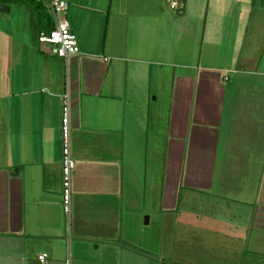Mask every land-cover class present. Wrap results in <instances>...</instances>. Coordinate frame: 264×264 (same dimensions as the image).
Segmentation results:
<instances>
[{
  "label": "crops",
  "instance_id": "crops-1",
  "mask_svg": "<svg viewBox=\"0 0 264 264\" xmlns=\"http://www.w3.org/2000/svg\"><path fill=\"white\" fill-rule=\"evenodd\" d=\"M68 1L80 52L67 59L0 19V264H118L128 253L120 236L130 169L157 188L166 212L183 193L206 198L212 224H225L214 251H226V264L246 263V234L255 253L248 263L262 264L264 5L205 3L200 35L187 0L170 16L165 0ZM66 91L76 160L70 212Z\"/></svg>",
  "mask_w": 264,
  "mask_h": 264
},
{
  "label": "rangeland",
  "instance_id": "rangeland-1",
  "mask_svg": "<svg viewBox=\"0 0 264 264\" xmlns=\"http://www.w3.org/2000/svg\"><path fill=\"white\" fill-rule=\"evenodd\" d=\"M176 1L179 3V7L172 9L171 0H165L164 8L168 16L173 13L177 15L176 10L180 9L182 5L184 7L182 1ZM235 1L206 0L205 2V0H187L186 13L194 16L196 20L188 17L185 18V22L190 23L192 20L196 33L198 29L200 35H202L203 27L197 24L200 17L199 13L205 9V7L201 9V6L205 3L206 6H215L216 3L225 4L227 2H231L233 5V3L236 4ZM0 3L7 4L2 0H0ZM7 5L12 6V10L5 14L0 11V19L5 18L3 21H6L8 26L15 29L19 27L26 28L28 33L30 31L34 41L39 42V29L33 9L22 2L8 3ZM68 12L66 11L65 14L67 19ZM220 22L223 24V21ZM167 28L170 27L167 26ZM217 30L218 27L210 26L207 31L209 35H215ZM165 34L167 37L171 36L168 30ZM214 38L219 39L220 36L216 35ZM41 44L52 47L49 43ZM209 53L207 51L206 55H209ZM224 71L220 69L219 72L223 73ZM132 173L134 171L130 169L128 172L127 226L125 234L120 236L122 241L128 243V253H121L118 264H226L224 261H230L229 256V258L224 257L226 251L220 250L216 253L214 251L215 245L218 243L223 247V241L219 238L222 237L225 224L220 219L217 220L219 222L216 225H214V222L212 224L211 219L213 218L212 216L209 217V214L212 213L213 209L210 208L206 198L202 196L188 201L191 197L183 193L180 198H177V207L166 212L162 209L160 198H157V188H149V185L144 188L143 180L140 177V180H138ZM147 216L151 219L149 223H146ZM244 239L245 264H249L248 261L255 256L251 246L253 245L251 244L253 235L250 237L246 234ZM223 249L225 250V248ZM255 259L257 258L255 257ZM260 260L264 264V258H260Z\"/></svg>",
  "mask_w": 264,
  "mask_h": 264
},
{
  "label": "built area",
  "instance_id": "built-area-1",
  "mask_svg": "<svg viewBox=\"0 0 264 264\" xmlns=\"http://www.w3.org/2000/svg\"><path fill=\"white\" fill-rule=\"evenodd\" d=\"M50 11L54 20V28L49 32L42 31L39 35V41L52 45L53 54L69 58L80 52L78 37L73 31L71 24L65 16L66 11L70 7L68 0H49ZM171 7L176 9L179 3L176 0L171 2ZM71 97L70 92L66 91L62 96V118H61V134L63 148V185H64V209L70 212L71 209V181L72 172L76 167V160L71 153ZM46 253L39 255V259L43 262ZM65 264H72L68 259Z\"/></svg>",
  "mask_w": 264,
  "mask_h": 264
},
{
  "label": "trees",
  "instance_id": "trees-1",
  "mask_svg": "<svg viewBox=\"0 0 264 264\" xmlns=\"http://www.w3.org/2000/svg\"><path fill=\"white\" fill-rule=\"evenodd\" d=\"M4 3L22 2L28 4L34 11L35 19L39 29V35L42 31L49 32L54 28V20L49 9L47 0H2ZM264 5V0H260Z\"/></svg>",
  "mask_w": 264,
  "mask_h": 264
},
{
  "label": "water",
  "instance_id": "water-1",
  "mask_svg": "<svg viewBox=\"0 0 264 264\" xmlns=\"http://www.w3.org/2000/svg\"><path fill=\"white\" fill-rule=\"evenodd\" d=\"M0 11L1 12H9L10 11V6L7 4L0 3ZM146 223H149V217H146Z\"/></svg>",
  "mask_w": 264,
  "mask_h": 264
}]
</instances>
